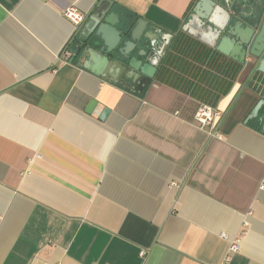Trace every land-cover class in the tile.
<instances>
[{
	"label": "crops",
	"instance_id": "obj_1",
	"mask_svg": "<svg viewBox=\"0 0 264 264\" xmlns=\"http://www.w3.org/2000/svg\"><path fill=\"white\" fill-rule=\"evenodd\" d=\"M98 1L0 0V264H221L234 240L228 264H264L255 60L217 102L211 138L192 97L61 62ZM112 1L174 37L198 0Z\"/></svg>",
	"mask_w": 264,
	"mask_h": 264
},
{
	"label": "water",
	"instance_id": "obj_2",
	"mask_svg": "<svg viewBox=\"0 0 264 264\" xmlns=\"http://www.w3.org/2000/svg\"><path fill=\"white\" fill-rule=\"evenodd\" d=\"M112 6V0L96 3L71 48V61L80 58L84 69L113 82L125 77L131 91L141 93L154 79L173 37H156L146 20L114 11ZM183 30L241 65L248 57L254 59L253 71L264 75V0H198ZM152 59L157 63L152 64ZM104 63L114 64L122 72H106ZM262 105L264 101L260 100L249 119Z\"/></svg>",
	"mask_w": 264,
	"mask_h": 264
},
{
	"label": "trees",
	"instance_id": "obj_3",
	"mask_svg": "<svg viewBox=\"0 0 264 264\" xmlns=\"http://www.w3.org/2000/svg\"><path fill=\"white\" fill-rule=\"evenodd\" d=\"M241 68V64L180 31L173 37L154 79L215 107L230 91ZM248 86L264 97L262 73L255 71Z\"/></svg>",
	"mask_w": 264,
	"mask_h": 264
},
{
	"label": "built area",
	"instance_id": "obj_4",
	"mask_svg": "<svg viewBox=\"0 0 264 264\" xmlns=\"http://www.w3.org/2000/svg\"><path fill=\"white\" fill-rule=\"evenodd\" d=\"M63 16L75 28L81 26L85 21V15L74 5L68 6L66 9H64ZM62 56L64 58L61 59V62L67 63V59L71 56L70 49L66 48ZM219 115L220 113L215 107L209 104L202 103L197 108L194 114L195 125L199 130L206 132L209 137L221 139L222 135H220L218 131H216L215 129V121L217 117H219ZM258 190L264 193V176L260 180ZM237 251H238V240H234L230 242L228 253L221 264H228L232 254L236 253ZM139 255L143 257L145 255V251L144 250L140 251Z\"/></svg>",
	"mask_w": 264,
	"mask_h": 264
},
{
	"label": "bare ground",
	"instance_id": "obj_5",
	"mask_svg": "<svg viewBox=\"0 0 264 264\" xmlns=\"http://www.w3.org/2000/svg\"><path fill=\"white\" fill-rule=\"evenodd\" d=\"M104 70L106 72H110L111 74L113 75H117V74H120L122 72V68L120 67H117L116 65L114 64H107V63H104Z\"/></svg>",
	"mask_w": 264,
	"mask_h": 264
},
{
	"label": "clouds",
	"instance_id": "obj_6",
	"mask_svg": "<svg viewBox=\"0 0 264 264\" xmlns=\"http://www.w3.org/2000/svg\"><path fill=\"white\" fill-rule=\"evenodd\" d=\"M152 64H156L157 63V59H152Z\"/></svg>",
	"mask_w": 264,
	"mask_h": 264
}]
</instances>
